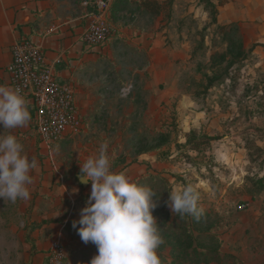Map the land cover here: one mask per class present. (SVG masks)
<instances>
[{
	"label": "rangeland",
	"instance_id": "1",
	"mask_svg": "<svg viewBox=\"0 0 264 264\" xmlns=\"http://www.w3.org/2000/svg\"><path fill=\"white\" fill-rule=\"evenodd\" d=\"M158 1V13L126 0L114 16L118 34L81 90L82 130L42 146L32 117L17 136L38 166L28 200L0 198V264H36L28 231L81 214V165L104 143L111 171L155 193L162 264H264V0H211L222 29L205 1ZM188 185L199 219L168 203Z\"/></svg>",
	"mask_w": 264,
	"mask_h": 264
},
{
	"label": "clouds",
	"instance_id": "2",
	"mask_svg": "<svg viewBox=\"0 0 264 264\" xmlns=\"http://www.w3.org/2000/svg\"><path fill=\"white\" fill-rule=\"evenodd\" d=\"M31 120L29 102L19 88L0 85V124L4 129L24 127ZM107 143L100 146L97 156L81 165L79 181L91 182V193L80 219L73 228L84 243L96 245L98 254L90 264H162L157 249L164 243L152 210L156 208L155 193L141 186L124 173L111 171ZM23 144L14 134H0V198L16 202L30 198L33 184L31 172L37 168ZM191 185L174 188L169 206L180 217L199 219L204 209Z\"/></svg>",
	"mask_w": 264,
	"mask_h": 264
},
{
	"label": "crops",
	"instance_id": "3",
	"mask_svg": "<svg viewBox=\"0 0 264 264\" xmlns=\"http://www.w3.org/2000/svg\"><path fill=\"white\" fill-rule=\"evenodd\" d=\"M86 1L92 0H0V85L12 87L8 71L12 60L11 47L19 38L28 37L43 47L45 63L54 70L56 76L61 81L76 85L78 100L83 108L81 90L91 87L88 86L90 78L87 77L92 72L91 65L107 48L89 47L83 41L84 31L89 24ZM234 4L231 0L226 6L234 9ZM25 98L29 102L31 120L26 126L11 130L4 129L0 124V134L11 133L17 137L27 133L34 117V106L30 98ZM64 215L62 210L59 216ZM80 215L74 221H78ZM70 219L69 215L63 222L44 224L34 230L33 237L38 250L36 264L48 261L47 249L54 242L66 247V264H90L91 259L98 254L95 244H86L81 240L77 231L79 225L73 228Z\"/></svg>",
	"mask_w": 264,
	"mask_h": 264
},
{
	"label": "built area",
	"instance_id": "4",
	"mask_svg": "<svg viewBox=\"0 0 264 264\" xmlns=\"http://www.w3.org/2000/svg\"><path fill=\"white\" fill-rule=\"evenodd\" d=\"M89 24L83 41L89 47H102L118 34L110 18L111 0L86 1ZM12 60L8 66L13 88H19L34 106L37 138L48 146L74 137L84 125V112L78 100L77 87L61 81L45 63L43 47L28 37L19 38L11 47ZM248 207L241 204L240 210ZM67 249L54 242L47 249L48 264H66Z\"/></svg>",
	"mask_w": 264,
	"mask_h": 264
},
{
	"label": "trees",
	"instance_id": "5",
	"mask_svg": "<svg viewBox=\"0 0 264 264\" xmlns=\"http://www.w3.org/2000/svg\"><path fill=\"white\" fill-rule=\"evenodd\" d=\"M126 0H114L112 2V5H111V11H110V18L111 20L114 22V16H116V14L120 11V9L122 8L123 4L125 3ZM135 2H138L139 1V5L138 6H142V5H145L146 7H148L149 9H151L154 13H158L160 11V8H161V5L162 3L158 0H155L154 3H152L150 0H134ZM201 1H205L206 5L207 6H210L212 7V11H211V14H212V22L214 24H217L218 25V20H217V5L214 4L211 0H201ZM222 3H225L222 2ZM221 4V3H220ZM219 28H223L222 26L218 25ZM229 78V75H227L226 77H223L221 79H218V81H216L215 83H213L211 85V87L213 86H216V84H221L224 82L225 79ZM230 78H232V75L230 74ZM204 139H207V140H201L203 142H208V141H213V140H217L219 139L220 137L218 136H206V137H203ZM194 142L193 141H188L187 144H193ZM201 143H197V144H194V147L195 148H198L200 146ZM190 160H191V157L189 156L188 157ZM256 185L257 187H264V176H261L260 178H258L256 180ZM51 222V221H50ZM52 222H58V221H52ZM31 234L32 232H29L28 231V242H29V245L31 247V257H35V255L37 254V245H36V241L35 239H33L31 237ZM45 264H48V261H46Z\"/></svg>",
	"mask_w": 264,
	"mask_h": 264
},
{
	"label": "water",
	"instance_id": "6",
	"mask_svg": "<svg viewBox=\"0 0 264 264\" xmlns=\"http://www.w3.org/2000/svg\"><path fill=\"white\" fill-rule=\"evenodd\" d=\"M79 176H80V175H78V179H79ZM87 184H88V183H87ZM87 184H82V185L86 186Z\"/></svg>",
	"mask_w": 264,
	"mask_h": 264
}]
</instances>
